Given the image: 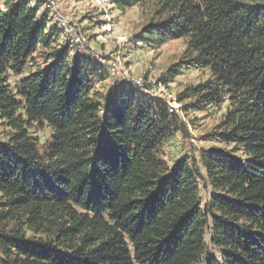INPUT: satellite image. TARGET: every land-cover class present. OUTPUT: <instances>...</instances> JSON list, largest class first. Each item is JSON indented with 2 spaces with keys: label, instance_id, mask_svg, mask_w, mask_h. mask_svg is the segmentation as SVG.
Instances as JSON below:
<instances>
[{
  "label": "trees",
  "instance_id": "1",
  "mask_svg": "<svg viewBox=\"0 0 264 264\" xmlns=\"http://www.w3.org/2000/svg\"><path fill=\"white\" fill-rule=\"evenodd\" d=\"M31 2L0 0V264H264V0H154L137 40L187 39L181 67L209 77L179 102L226 105L207 136L225 148L201 169L163 160L187 131L167 101L123 80L95 90L107 66L70 48L30 65L63 34Z\"/></svg>",
  "mask_w": 264,
  "mask_h": 264
},
{
  "label": "rangeland",
  "instance_id": "2",
  "mask_svg": "<svg viewBox=\"0 0 264 264\" xmlns=\"http://www.w3.org/2000/svg\"><path fill=\"white\" fill-rule=\"evenodd\" d=\"M31 5H37L39 15H46L50 29H62L63 34L52 39L49 49L40 50L33 56L30 65L42 66L49 54L70 48L69 56L83 53L107 66L109 79L96 85L95 90L105 93L117 81L123 80L167 101L187 129L185 134H176L162 145V158L169 166L188 157L201 169V153L225 148L207 136L216 132L226 105L220 109L207 107L194 111L185 109L193 99L179 102V95L209 77L205 71L181 67L187 39L169 41L157 49L137 42L143 29L158 20L154 0L126 9H117L108 0H32ZM176 69L180 72L172 81L166 85L158 84L160 77ZM31 133L38 138L41 149L50 140L47 126L34 127ZM208 192L209 189L201 188L203 202L208 201Z\"/></svg>",
  "mask_w": 264,
  "mask_h": 264
},
{
  "label": "built area",
  "instance_id": "3",
  "mask_svg": "<svg viewBox=\"0 0 264 264\" xmlns=\"http://www.w3.org/2000/svg\"><path fill=\"white\" fill-rule=\"evenodd\" d=\"M102 63H104V62H102Z\"/></svg>",
  "mask_w": 264,
  "mask_h": 264
}]
</instances>
